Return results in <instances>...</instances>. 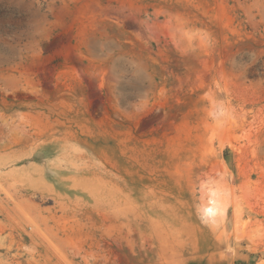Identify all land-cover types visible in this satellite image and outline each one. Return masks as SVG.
<instances>
[{
    "label": "rangeland",
    "instance_id": "obj_1",
    "mask_svg": "<svg viewBox=\"0 0 264 264\" xmlns=\"http://www.w3.org/2000/svg\"><path fill=\"white\" fill-rule=\"evenodd\" d=\"M0 264H264V0H0Z\"/></svg>",
    "mask_w": 264,
    "mask_h": 264
},
{
    "label": "bare ground",
    "instance_id": "obj_2",
    "mask_svg": "<svg viewBox=\"0 0 264 264\" xmlns=\"http://www.w3.org/2000/svg\"><path fill=\"white\" fill-rule=\"evenodd\" d=\"M216 211H217V202L212 196H210L208 197L207 203L203 207V212L206 216L211 217L215 214Z\"/></svg>",
    "mask_w": 264,
    "mask_h": 264
}]
</instances>
